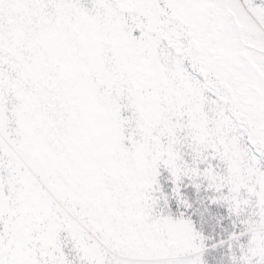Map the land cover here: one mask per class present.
<instances>
[{
    "label": "snow or ice",
    "instance_id": "1",
    "mask_svg": "<svg viewBox=\"0 0 264 264\" xmlns=\"http://www.w3.org/2000/svg\"><path fill=\"white\" fill-rule=\"evenodd\" d=\"M0 264H264V0H0Z\"/></svg>",
    "mask_w": 264,
    "mask_h": 264
}]
</instances>
